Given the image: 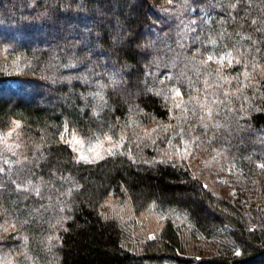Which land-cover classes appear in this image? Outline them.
Returning <instances> with one entry per match:
<instances>
[{
  "label": "trees",
  "instance_id": "obj_1",
  "mask_svg": "<svg viewBox=\"0 0 264 264\" xmlns=\"http://www.w3.org/2000/svg\"><path fill=\"white\" fill-rule=\"evenodd\" d=\"M14 122L25 145L0 144L10 264H264V208L172 151H221L264 184V0H0V136ZM69 131L120 147L81 161ZM110 199L169 215L138 238Z\"/></svg>",
  "mask_w": 264,
  "mask_h": 264
},
{
  "label": "rangeland",
  "instance_id": "obj_2",
  "mask_svg": "<svg viewBox=\"0 0 264 264\" xmlns=\"http://www.w3.org/2000/svg\"><path fill=\"white\" fill-rule=\"evenodd\" d=\"M208 16L209 14L207 13L206 17ZM150 37H152V35H150ZM221 57H223V60H221ZM211 58L220 65H227L233 60L228 54L216 55ZM18 85L17 82H12L13 88L19 89ZM172 97L177 100L179 95L172 94ZM23 135L21 123L14 122L8 131L0 136V144L15 153L21 145L22 147L25 145ZM108 137L111 136H106L100 141L86 142L75 134V132L69 131L64 132L62 140L74 149L81 161L94 163L120 147L119 142L112 137L108 139ZM198 147V145H194L188 140L182 139L173 145L172 151L174 150L179 157L186 160L194 174L203 180L208 188L238 198L247 207L264 208V184H262L259 179L252 177L237 162L227 157L223 152L200 151ZM5 158L6 160L8 159L7 157ZM259 165L264 171V160L261 161ZM106 205L111 207L107 212L114 210L120 213H117V215H121L126 221L134 220L131 230L135 232V236H138V238H141L142 235L150 239L155 238L164 226L169 215L160 213L152 207L143 215L135 217L132 214V209L128 201L125 199L122 201L110 199ZM174 220L177 225L184 226V228L186 227L187 230H185L188 231L187 227H189L190 224H188L189 221L186 218L178 216V218ZM5 225L6 224H0V243L11 231L8 230V228L5 229ZM136 230L138 232H136ZM212 248L214 249L213 243L203 241L199 237H192L189 251L192 254H196L197 252L211 254L213 251ZM211 249L212 251H210ZM199 259H201V257ZM11 261L12 259L8 254L0 253V264H10Z\"/></svg>",
  "mask_w": 264,
  "mask_h": 264
},
{
  "label": "snow or ice",
  "instance_id": "obj_3",
  "mask_svg": "<svg viewBox=\"0 0 264 264\" xmlns=\"http://www.w3.org/2000/svg\"><path fill=\"white\" fill-rule=\"evenodd\" d=\"M229 55H230V53H229ZM209 59H211V57H209ZM221 60H223V57H221ZM108 139H111V137H108Z\"/></svg>",
  "mask_w": 264,
  "mask_h": 264
}]
</instances>
